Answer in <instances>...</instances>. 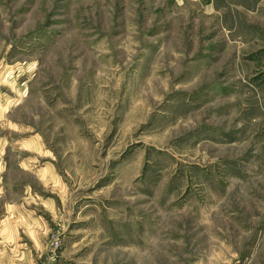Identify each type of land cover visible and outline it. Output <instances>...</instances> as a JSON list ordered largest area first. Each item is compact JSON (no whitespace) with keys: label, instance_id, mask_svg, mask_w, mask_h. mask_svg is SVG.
<instances>
[{"label":"rangeland","instance_id":"1","mask_svg":"<svg viewBox=\"0 0 264 264\" xmlns=\"http://www.w3.org/2000/svg\"><path fill=\"white\" fill-rule=\"evenodd\" d=\"M0 264H264V0H0Z\"/></svg>","mask_w":264,"mask_h":264},{"label":"built area","instance_id":"2","mask_svg":"<svg viewBox=\"0 0 264 264\" xmlns=\"http://www.w3.org/2000/svg\"><path fill=\"white\" fill-rule=\"evenodd\" d=\"M60 239L59 238H53L49 245H48V249H47V253H48V259H53L55 257V252L59 250L60 248Z\"/></svg>","mask_w":264,"mask_h":264}]
</instances>
